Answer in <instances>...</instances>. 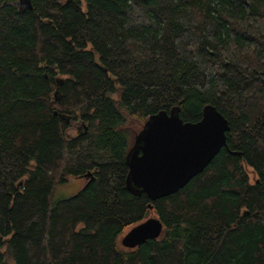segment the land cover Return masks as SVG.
<instances>
[{
  "label": "trees",
  "instance_id": "obj_1",
  "mask_svg": "<svg viewBox=\"0 0 264 264\" xmlns=\"http://www.w3.org/2000/svg\"><path fill=\"white\" fill-rule=\"evenodd\" d=\"M30 1L0 0V264H264V0ZM209 104L228 147L173 195L131 194L150 116ZM152 215L161 237L124 248Z\"/></svg>",
  "mask_w": 264,
  "mask_h": 264
},
{
  "label": "water",
  "instance_id": "obj_2",
  "mask_svg": "<svg viewBox=\"0 0 264 264\" xmlns=\"http://www.w3.org/2000/svg\"><path fill=\"white\" fill-rule=\"evenodd\" d=\"M25 4V5H24ZM23 9H32L30 0H20ZM230 123L214 105H206L202 119L185 122L180 107L161 110L150 116L136 135L126 162L127 190L159 200L177 193L227 148ZM88 174L85 178H90ZM164 225L152 215L131 228L121 239L126 249H135L148 240L161 237Z\"/></svg>",
  "mask_w": 264,
  "mask_h": 264
},
{
  "label": "rangeland",
  "instance_id": "obj_3",
  "mask_svg": "<svg viewBox=\"0 0 264 264\" xmlns=\"http://www.w3.org/2000/svg\"><path fill=\"white\" fill-rule=\"evenodd\" d=\"M80 130L81 125L73 128L70 133L71 135H76ZM83 183V179L73 178L68 183L60 185L54 191V199L70 198L75 196L81 190Z\"/></svg>",
  "mask_w": 264,
  "mask_h": 264
}]
</instances>
